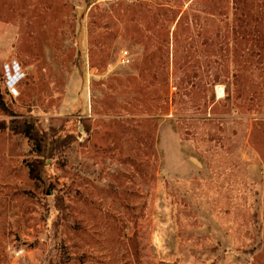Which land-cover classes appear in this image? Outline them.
Masks as SVG:
<instances>
[{"label": "rangeland", "instance_id": "obj_1", "mask_svg": "<svg viewBox=\"0 0 264 264\" xmlns=\"http://www.w3.org/2000/svg\"><path fill=\"white\" fill-rule=\"evenodd\" d=\"M253 1L0 0V264H264Z\"/></svg>", "mask_w": 264, "mask_h": 264}, {"label": "trees", "instance_id": "obj_2", "mask_svg": "<svg viewBox=\"0 0 264 264\" xmlns=\"http://www.w3.org/2000/svg\"><path fill=\"white\" fill-rule=\"evenodd\" d=\"M236 1L237 3H240L242 0H236ZM237 21L239 24V25L237 24L239 28H242L243 25H246V23L252 24L251 25L252 28H250V34H252L253 40H259L258 43H261L264 38L263 36L264 35V0H254L250 11L248 13H245V19L239 17L237 18ZM261 30L263 32V35H261L260 32ZM260 49L263 50L264 47L261 46ZM0 88L10 99H13L6 93L1 76H0ZM28 124H29L28 119L26 117H22L20 122H18L17 124L11 127V130L17 133H22L26 137H28L33 145L34 150L37 147L41 148L42 139L38 137V134L36 133L35 129L31 126H28ZM40 150L41 149L38 150L39 152L38 154L41 155ZM29 175L32 179H39L41 178V169L34 164H30Z\"/></svg>", "mask_w": 264, "mask_h": 264}, {"label": "built area", "instance_id": "obj_3", "mask_svg": "<svg viewBox=\"0 0 264 264\" xmlns=\"http://www.w3.org/2000/svg\"><path fill=\"white\" fill-rule=\"evenodd\" d=\"M123 63L130 62L127 50L120 55ZM2 82L6 93L13 99H17L21 95L20 87L25 83L28 72L24 64L18 59H11L2 64L1 72Z\"/></svg>", "mask_w": 264, "mask_h": 264}]
</instances>
